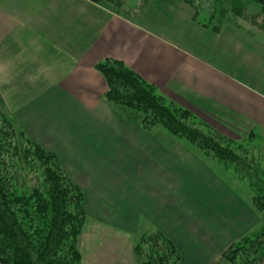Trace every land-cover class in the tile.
Masks as SVG:
<instances>
[{
    "label": "crops",
    "instance_id": "1",
    "mask_svg": "<svg viewBox=\"0 0 264 264\" xmlns=\"http://www.w3.org/2000/svg\"><path fill=\"white\" fill-rule=\"evenodd\" d=\"M134 1L123 11L137 21L94 6L104 27H27L3 8L6 116L55 154L82 191L81 264H137L134 243L152 231L173 242L180 264H233L224 252L262 227L247 191L185 139L145 128L105 100L95 65L123 62L167 103L233 142L250 139L264 159V27L199 25L195 7L181 0H147L144 9ZM159 6L190 27L151 15ZM44 55L52 56L45 65Z\"/></svg>",
    "mask_w": 264,
    "mask_h": 264
},
{
    "label": "trees",
    "instance_id": "2",
    "mask_svg": "<svg viewBox=\"0 0 264 264\" xmlns=\"http://www.w3.org/2000/svg\"><path fill=\"white\" fill-rule=\"evenodd\" d=\"M212 1L218 7L221 2L232 1L233 6L236 3L235 0ZM248 1L264 9V0ZM95 68L107 82L105 100L119 107L141 110L144 116L141 124L145 128L161 125L226 166L254 189L253 209L257 212L264 209V159L250 139L236 143L196 122L188 110L167 103L151 84L119 60L105 59L96 63ZM20 134L28 146L13 154L12 144H6L7 138L0 137V264H81L79 239L87 218L83 193L70 180L55 154L31 140L21 129ZM29 167L34 169V174L25 172ZM147 239L148 252H145L142 245ZM155 240L165 246L158 255L154 252ZM263 252L264 223L258 233L231 244L224 257L233 264H258ZM133 254L137 264H180L177 248L159 231L136 240Z\"/></svg>",
    "mask_w": 264,
    "mask_h": 264
},
{
    "label": "rangeland",
    "instance_id": "3",
    "mask_svg": "<svg viewBox=\"0 0 264 264\" xmlns=\"http://www.w3.org/2000/svg\"><path fill=\"white\" fill-rule=\"evenodd\" d=\"M130 0H0V27L6 26V21L4 18L3 8H10L12 13L18 14V17L25 20V25L27 27H104L106 23V19L99 14L98 12H94V6L106 8L107 10H111L113 12L120 13L122 15H128L123 11L124 4L129 2ZM141 0L134 1V4H139ZM236 3L233 6V2H221L219 3V7L212 0H193L190 3H187L189 7H195L197 13V23L205 24V26H213V27H264V9L259 4L248 1V0H235ZM93 3V4H91ZM230 3V4H229ZM147 4V0H142L141 8ZM93 7L88 8L87 7ZM195 5V6H194ZM228 5V6H227ZM231 5V8L229 6ZM225 6V7H224ZM156 7V6H155ZM154 7V8H155ZM98 9V8H97ZM92 11V12H91ZM171 10L168 7L159 6L158 8L152 9L150 14L155 16V13L158 14L159 17L168 14L169 18L172 22H175L177 26L181 27H190L188 24L185 26L183 24V18L179 14H174L170 12ZM149 12V10H146ZM12 14V18L16 19L17 16ZM9 18V15H8ZM7 17L6 19L9 20ZM127 18L131 20H136L132 15H128ZM11 27H14V21H11ZM51 55L43 56V63H48ZM47 65V64H46ZM50 70L51 65H50ZM1 85L3 82L0 81ZM3 91V89H0ZM1 95V94H0ZM0 97V137L7 138L5 140L6 144L11 143L10 152L13 154L15 151H22L23 148L28 146L26 143V139L21 136L20 129L18 126L10 120L8 122L6 113H5V105H4V96ZM26 97V96H25ZM17 96L15 99H19ZM20 100V99H19ZM126 110L129 115L134 118L142 121L143 114L142 111H137L135 109H130L126 107H121ZM6 118V119H5ZM159 127L163 128L161 125ZM164 129V128H163ZM11 136V137H10ZM15 145L18 147L16 150ZM213 160V159H211ZM215 163L219 164L218 166L223 169L225 172H229V169L221 163L213 160L211 164L214 166ZM216 164V165H217ZM27 174H34V169L31 167L25 170ZM235 179L236 182L244 187L247 191L246 195L249 198H253L256 196L254 189L250 188V186L245 182L239 180L232 172H229ZM229 174V175H230ZM74 177V176H73ZM88 176H75L76 180L80 184L85 183ZM260 216V221L264 223V209L262 211L257 212ZM96 231L97 228H96ZM81 238V236H80ZM92 238V236L90 237ZM87 237V242L92 244L93 240H89ZM80 241V239H79ZM149 240H145L143 243L142 251L148 252L147 244ZM99 246V243H96ZM97 246V247H98ZM154 252L155 254H161L160 251L163 252L165 248L162 241L155 240L154 241ZM96 248V247H93ZM89 255H94V250H89ZM82 256V255H81ZM82 259V257H81Z\"/></svg>",
    "mask_w": 264,
    "mask_h": 264
}]
</instances>
